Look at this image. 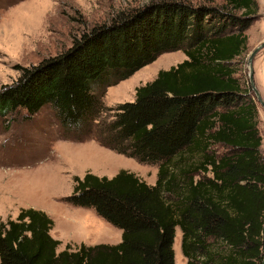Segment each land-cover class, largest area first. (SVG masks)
<instances>
[{
    "label": "trees",
    "instance_id": "obj_1",
    "mask_svg": "<svg viewBox=\"0 0 264 264\" xmlns=\"http://www.w3.org/2000/svg\"><path fill=\"white\" fill-rule=\"evenodd\" d=\"M256 0L195 4L152 0L92 26L65 50L20 68L0 87V119L49 105L76 137L158 164L155 184L133 172L73 176L62 199L121 230L116 244L57 252L53 220L33 207L0 220V264H175V229L186 264H261L264 157L258 111L237 76ZM185 58L106 107V88L165 52ZM103 110L109 117L97 119ZM82 134V135H81ZM82 136V137H83Z\"/></svg>",
    "mask_w": 264,
    "mask_h": 264
},
{
    "label": "rangeland",
    "instance_id": "obj_2",
    "mask_svg": "<svg viewBox=\"0 0 264 264\" xmlns=\"http://www.w3.org/2000/svg\"><path fill=\"white\" fill-rule=\"evenodd\" d=\"M152 0H0V87L15 81L20 68L67 49L75 38L92 26L108 22L119 12L131 11ZM195 4H221L223 0H182ZM258 15L245 30L246 49L237 58V76L250 88L248 54L264 41V0H256ZM185 58L181 51L165 52L133 75L106 88L101 100L106 107L134 99L135 88L153 80L160 69H168ZM254 83L264 99V47L253 61ZM133 76H139L138 81ZM136 78V77H135ZM257 111L264 157V111L250 88ZM103 110L99 118L109 117ZM82 135V134H81ZM83 136V135H82ZM76 137L58 122L46 105L33 116L24 110L0 119V220L14 219L20 208L45 211L53 220L50 234L60 240L57 252L66 245L76 249L81 243L116 244L121 230L93 209L71 205L62 198L72 189L73 176L89 171L113 176L118 170L133 172L147 184H155L158 164L142 163L102 146L93 136ZM177 235L173 243L174 263L186 264ZM175 238V237H174ZM175 241V240H174ZM175 245V246H174Z\"/></svg>",
    "mask_w": 264,
    "mask_h": 264
},
{
    "label": "water",
    "instance_id": "obj_3",
    "mask_svg": "<svg viewBox=\"0 0 264 264\" xmlns=\"http://www.w3.org/2000/svg\"><path fill=\"white\" fill-rule=\"evenodd\" d=\"M264 47V41H262L261 43H259L256 47H254L251 52L248 54L247 56V60H246V65L248 67L249 70V85L251 90L254 92L256 101L260 104L262 110L264 111V99L261 97L260 92L258 91V89L255 86L254 83V68H253V61H254V57L256 56V54L258 53V51ZM261 264H264V256L262 258Z\"/></svg>",
    "mask_w": 264,
    "mask_h": 264
},
{
    "label": "bare ground",
    "instance_id": "obj_4",
    "mask_svg": "<svg viewBox=\"0 0 264 264\" xmlns=\"http://www.w3.org/2000/svg\"><path fill=\"white\" fill-rule=\"evenodd\" d=\"M134 79H136V81H138V78L136 77H134ZM139 82V81H138ZM177 235H179V232H176V235H175V241H174V243L176 244V246H175V248H177V246H178V243H179V239H178V237H177Z\"/></svg>",
    "mask_w": 264,
    "mask_h": 264
},
{
    "label": "crops",
    "instance_id": "obj_5",
    "mask_svg": "<svg viewBox=\"0 0 264 264\" xmlns=\"http://www.w3.org/2000/svg\"><path fill=\"white\" fill-rule=\"evenodd\" d=\"M134 77H137V76H133V78H134ZM137 78L139 79V76H138ZM185 261H186V259H185Z\"/></svg>",
    "mask_w": 264,
    "mask_h": 264
}]
</instances>
